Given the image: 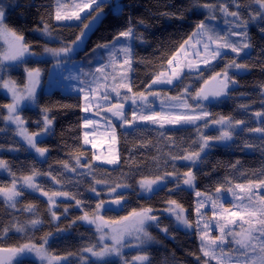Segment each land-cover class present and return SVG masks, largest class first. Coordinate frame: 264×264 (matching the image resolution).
Returning a JSON list of instances; mask_svg holds the SVG:
<instances>
[{
	"label": "trees",
	"instance_id": "trees-1",
	"mask_svg": "<svg viewBox=\"0 0 264 264\" xmlns=\"http://www.w3.org/2000/svg\"><path fill=\"white\" fill-rule=\"evenodd\" d=\"M248 2L249 0H239L241 4ZM0 3L5 7L7 26L24 36L29 46L45 42L42 35L52 36L57 38L60 44L70 45L94 13L79 22L58 23L54 19L55 0H0ZM208 3L217 4L218 1L118 0L103 4L104 16L91 35L86 50L74 56L78 60L85 58L84 68L87 70L80 66L84 71L81 76L88 79L97 65L108 60L106 54L108 52L104 49H98L99 52L101 51V61L90 65L87 64L89 62L86 59L94 54L93 50L97 45L112 42L120 31L129 27L130 22L135 33L141 35V39H133L130 42L133 52L130 84L134 93L146 92L155 75L167 71L168 60L178 53L180 45L195 31L197 24L202 20L213 23L202 9V5ZM114 5L123 6V12L116 14ZM255 10L253 6L251 11L255 12ZM165 13L168 15H164ZM241 13L247 18L248 10L241 9ZM45 24L49 25L50 35L43 32ZM258 27L264 25L249 23L248 42L252 47L247 51L240 53L239 56L232 51H226L211 65L202 68L198 74L184 72L182 79L170 89L162 88L168 93L177 94L187 83H190L192 90H195L214 73L224 72L226 65L232 60L247 65L246 68L240 69V72L228 70L229 77L236 83H230L226 96L207 107L212 120L222 116L229 117L232 122L244 121L243 127L235 131L230 142L225 145H215L206 151L194 167L177 162L182 159L172 160L171 157H183L188 152L199 151L198 135L201 125L172 128L140 125L129 130L117 129L119 157L117 164L110 167L100 163L94 164L88 172H83L79 170L75 157H84L85 164H89L91 152L82 142L84 111L81 95L60 88H53L48 92L40 91L36 96L35 105L32 108H23L22 118L29 132L39 131L43 127L42 123L39 127L37 125V121L43 118L41 109H50L48 116L53 120V124L50 126V131L37 141L38 146L47 148L48 152L43 158H39L26 150L12 128L1 133L0 160L5 161L7 167L0 168V187H9L14 179L31 176L35 171L40 173L37 175L40 191L68 193L66 195L68 199H59L52 209L43 194L20 190L21 195L16 199L15 208H12L0 197V247L12 248L29 243L37 246L44 244L53 255H79L84 248L92 246L97 241L94 227L80 219L85 213L91 215L96 211L100 198L91 191L95 187L98 192L96 181L106 180L109 184L131 185L118 194L119 198L121 196L124 198L123 208L104 213L110 222L133 210L161 209L166 202L174 200L187 211L188 220L192 223L194 200L191 190L180 183L177 188L175 183L168 182L155 190L152 195L141 196L137 191V182L167 173L182 175L191 170L196 177L195 189L210 193L221 185L222 189L226 190L236 184H247L249 180L264 179V175H261L264 172V133L248 131V129L264 127V115L256 118V113H264L262 91L264 34L258 30ZM226 29L234 31L235 28ZM52 62L53 60L32 61L31 64H44L46 75ZM10 76L19 85L25 83L24 71L21 69L13 70ZM6 102L7 98L0 94L1 112ZM1 112L0 122L3 120ZM215 134L214 130L206 132L205 136L213 137ZM246 144L252 147H247ZM64 163L68 164L67 169L63 167ZM80 164L85 165L81 162ZM53 177L60 183H56ZM77 200L81 201L80 205H77ZM28 205L34 206L32 211L24 210ZM53 212L56 218L53 217ZM32 220H39L40 223L33 226L29 223ZM157 220L167 229L170 236L164 237L156 233L158 238L156 245L146 249L149 264H205L206 260L200 252L194 232H184L175 227L167 216H159ZM18 227H22L23 231H18ZM12 262V264H37L25 257L13 258ZM63 264H78V261L70 259ZM85 264H119V262L94 260ZM208 264L214 263L208 262Z\"/></svg>",
	"mask_w": 264,
	"mask_h": 264
},
{
	"label": "snow or ice",
	"instance_id": "snow-or-ice-1",
	"mask_svg": "<svg viewBox=\"0 0 264 264\" xmlns=\"http://www.w3.org/2000/svg\"><path fill=\"white\" fill-rule=\"evenodd\" d=\"M237 10L229 11L227 4H204L202 7L210 10V15L208 19L215 20L216 16L214 14V10L219 8V11L225 17H231L232 20L229 21L225 19V23H233L235 27L240 28L241 31H233L229 29L225 32L224 35H220L215 32L212 27H209L206 21H200L196 26V32L193 33L194 36H200L201 41L207 40V43H203V52L207 53L211 59H216L217 57L222 56L224 53L222 50L230 49L237 56L246 50L252 47L251 43L248 41L250 37L248 35V26L249 23H254L257 26L264 25V0H249L247 4L239 3V0H228ZM105 3H111V0H86V2L82 4L76 5L79 11H73L71 14L62 13L61 8L63 5L60 4V0H57V9L55 12L54 19L56 21H66L71 20L73 18L80 19V12H83L85 9H90L89 15L92 12H95L96 15L92 17V21L85 25V31L81 33L80 36H77L76 40L72 42L71 46H65L59 49H51L45 48L46 53H52L53 56H61V54L67 56L71 54L76 48H79L83 43V38L87 35V31L91 30L93 24H95L98 20L103 16V8L102 5ZM255 6V12L251 11V8ZM116 14H120L123 12V6L114 5L113 6ZM241 9L248 10L247 18H244L241 13ZM164 15H168L165 13ZM5 7L2 3H0V39L5 40L8 44V52L0 53V62L2 61H17L25 54H32L30 52V46L24 42V37L22 35L17 34V32L7 26L5 23ZM141 23H143L141 21ZM258 30L264 34V27H258ZM43 32L47 35H50L49 25L45 24L43 28ZM236 36L240 37V40L233 41L231 37ZM121 38L125 41H131L133 39H141V35L135 33L134 28L131 26L129 22V27L124 31H120L116 37L113 38L112 42L104 43L97 45V49H104L108 52V63L102 64L101 67L96 69V73L94 75L93 83L96 84V87L89 86L88 94H86V99L91 95L93 99L99 98L105 102L110 101L111 96L110 92H115L117 97L121 96L120 89L125 88L129 93H132V87L130 83L125 81L128 80L127 73L120 75L117 77L116 75H111L112 84H107L106 82L109 79V75L105 72V69L111 67L113 72H115L116 65L118 62V55L123 54V60L121 63L122 67L130 69L133 63V52L132 47L129 44L126 46L116 48V45L120 43ZM191 39V37H190ZM201 41H197V43H201ZM188 44V41H185L180 45V49L185 48ZM215 45V48H211V45ZM97 49H94L95 52ZM200 52L197 50L194 55H199ZM59 64V61L57 62ZM204 64H208L209 60L205 58L203 60ZM173 64V59L168 60V65L171 66ZM187 67L189 69L193 68L194 65L188 64ZM198 67V66H195ZM247 65L238 64L235 60L230 61L226 65V69L223 73H216L215 77L221 79L217 80V87L211 91H206L204 88L199 89L194 96H191L193 100L197 102L199 105L200 100H207L209 96L219 97L227 91L229 88V84H235L236 81L233 78L228 76L227 69L235 68V69H244ZM183 69L177 67H173L171 69V74L167 75L164 72H160L155 75V78L152 80V85L155 84H173L174 81H179L182 79ZM98 74V75H96ZM29 83L24 86L23 89H18L16 82L12 80L3 81L2 86L8 91L12 93V103L7 105L8 115L4 117L6 121H11L17 126V130L20 136L24 138L27 144L35 150V152L39 156H44L47 152V148L38 147L37 139L38 137L47 134L50 131V126L53 124V120L49 118L48 113L50 111L49 108H42L41 112L43 113L42 124L43 127L40 128V131L37 132H29L28 129L24 126L25 121L16 114L20 107L22 101H30L36 102V85L40 83V69H32L28 71ZM104 81V83H101ZM208 82L205 81V84ZM149 85L148 87H151ZM100 89H103L102 95L100 94ZM81 92L84 91L83 88L79 89ZM262 91H264V86H262ZM150 95H160V93H150ZM190 96L188 93V88L185 87L183 92L175 97H170L172 101H176L177 103L173 104V108H185L188 109L191 106L187 103V97ZM123 99L125 101L131 100L133 105H136L138 101L147 102L148 96L144 93H132V95H124ZM124 104L117 102L116 104H111L108 106L107 111L111 112L115 117L122 120L124 124H131L136 120H144L151 121L152 123H159L160 120L165 121L169 124H181V123H194L197 120H201L204 117H208L210 114L203 109H198V115H162L161 113H156L153 115H137V111L133 110L132 119L129 120L125 115ZM85 112L89 111L88 108L84 109ZM142 111V109H141ZM257 116L264 115V113H256ZM41 121H37V125L39 127ZM94 122L88 119H85L84 126L87 127ZM213 123L220 124L222 130L219 136L209 137L202 136L201 143H199V151L196 152H188L183 157L172 156V160L176 159H184L190 161L193 165L196 164L197 161L201 159V153L205 152V149L210 146V142L213 140L217 141H226L231 140L233 137V131L228 130L233 128V122L229 117H220L218 120L213 121ZM236 125H243L244 121H235ZM205 125L207 126V121H205ZM249 132H259L264 133V127L256 128V129H248ZM88 133L85 132V140L84 143H91L87 139ZM113 141H115V129L113 128ZM95 146V145H93ZM247 147H252L250 144H246ZM97 160L100 157H96ZM76 164H80V157H75ZM119 161L118 156H113L111 159L107 160L109 164H117ZM7 163L3 160H0V168H6ZM64 168H68V164L64 163ZM85 167H91V165H85ZM235 167V165H233ZM75 171V169H72ZM40 175V173L33 171L31 176L23 177V183L29 188L39 190V186L34 183V177ZM50 175V173H49ZM175 175L177 180H180L179 173H167L165 176H157L154 179H141L137 183H139L140 188L146 192H153L155 190L154 186L160 185L168 176ZM264 175V172L261 173ZM182 183L189 187H194V181L196 179L195 175L191 170L183 174ZM56 180L55 177H53ZM56 183H60L59 180H56ZM97 184L103 183L109 188L110 193H115L118 188H130L131 185L126 183L109 184L108 181H96ZM179 185H177V188ZM222 185L218 186L215 189V194L217 199L219 198V194L222 191ZM235 189L240 190V195H237L233 188H228L226 191L231 192L234 197H236L239 201V207L241 210L229 212L228 209H223V211H218V208L222 207V205L217 204V200L213 199L212 195H203L201 192L197 191L196 196L198 197L196 214V229L200 232L201 235V251L203 252L205 257H210L217 261V264H230V262L235 259L237 262H244V264H264V193L261 190H264V179L257 180H249L247 184H236ZM97 196L100 193L96 192L95 187L91 189ZM0 194H3L5 197V201L10 203L12 208L16 206V198L21 195V192L17 190L15 179L12 182L11 187L4 188L0 187ZM45 196H49L47 192L44 193ZM60 195H68V193L63 192H54L49 196V204L54 205L55 200L54 197ZM203 196V199H199ZM74 198V197H73ZM124 198L121 196L119 199L115 200L114 203H121ZM205 202H211V210L212 217L209 219V222L203 223L201 227V222L204 219L205 213L201 210L205 208ZM77 205L81 204V201H76ZM104 201H101L96 205L97 210L103 207ZM169 207L168 211L176 217V221L178 224H183L186 228H191L193 225L191 221H189L184 215L183 206L178 204L176 201L171 200L168 201ZM34 206L28 205L24 210L32 211ZM51 211V208L49 209ZM67 211V209H65ZM151 208L142 209L140 212L130 213V215H134L135 221L134 225L129 228L127 225L122 226H108L111 232V244H103V246L99 249V251L95 250V245L88 246L84 249L85 252L91 253L93 257H105L109 255L115 254L116 256L121 255V249L126 245V236H135V239L138 242V247L147 244L148 242L153 240L151 234L147 231V227L151 226V223H157V217L152 215ZM53 217L56 218L55 213L53 212ZM80 219L87 221L89 224H95L97 230L101 233L104 232L105 225L102 223L103 217H89L87 213H85ZM126 219V218H125ZM219 229L220 235H217L214 238L209 239L207 236L208 230L213 226ZM31 223L33 226L40 223L39 220H32ZM234 226H239L240 231L237 232ZM18 231H23L22 227L17 228ZM7 231V229H5ZM165 233H167V229H162ZM108 234L105 233L101 236V241L105 239V236ZM45 243L47 240L45 238ZM232 245L231 252H225L224 249L226 246ZM216 249H220L219 252ZM25 252H33L37 257L40 258L41 261H45L46 264H60V261L66 260L67 257H59L51 254L44 246L41 244L39 246L35 244H24L19 247L12 248H0V264H12V260L14 257L25 253ZM238 253V255H236ZM125 264H129V262H125ZM130 264H149V257L147 254L138 255L133 258ZM205 264H208L206 261Z\"/></svg>",
	"mask_w": 264,
	"mask_h": 264
},
{
	"label": "rangeland",
	"instance_id": "rangeland-1",
	"mask_svg": "<svg viewBox=\"0 0 264 264\" xmlns=\"http://www.w3.org/2000/svg\"><path fill=\"white\" fill-rule=\"evenodd\" d=\"M1 1H5V0H1ZM118 0H111V3L113 2H117ZM218 3L217 4H227L229 11H234L237 10L231 3L228 2V0H217ZM86 2V0H60V4L63 5V7L61 8V12L62 13H68L71 14V12L73 11H79V9L76 7V5L78 4H82ZM115 4V3H114ZM58 5H57V0H55V12L57 9ZM114 9V7H113ZM205 10L206 12V16L209 17L210 15V10L206 9V8H202ZM91 10L90 9H85L83 12H80V19H71V20H66V21H56L58 23H71V22H79L81 21V19L83 18H88L89 16V12ZM55 12H54V16H55ZM95 13V12H94ZM214 14L216 16L215 20H211L213 23H208L209 27H212L215 32L219 33L220 35H224L225 32H227L226 28H230L233 27L235 28L234 31H241L240 28L235 27V25L233 23H225V19H228L229 21L232 20V18L229 17H225L220 11L219 8L214 10ZM90 19V18H89ZM196 32V29L195 31ZM193 32V33H194ZM193 33L188 37V39L186 41H188V44L185 46V48L183 49H179L178 53L175 54L173 56V64L171 66L168 65V69L167 71H165L164 73H166L167 75L171 74V69L173 67H177L179 66V68L183 69L182 75L184 74V72L187 73H196L198 74V72L204 68L207 67L209 65H211V63L215 62L216 60H218L220 57H217L216 59H211V57H209L207 55V53L203 52V43H207V40H203L201 41V37L200 36H194ZM20 35V34H19ZM46 35H42L43 38H45V42H40V44H33L35 45V48L33 45H30V52L32 54H25L23 57H21L19 60L17 61H2L0 62V94L2 96H4L5 98H7V102L4 103V107L2 108V121L0 122V134L7 132L8 129L12 128L14 134L18 137L19 141L22 143V145H25L26 150L28 152H30L33 155H37L39 158H43L44 156H39L34 149H32L27 142L24 140V138L22 136L19 135L18 130H17V126L12 123L11 121H6L4 119V117H6L8 115V110H7V105H10L12 103V93L10 91H8V89L4 88L2 86L3 81H8V80H12L15 81V79H13L10 75L11 72L13 70H22L24 71V76H25V83L19 85L18 82H16L17 88L18 89H23L24 86L26 84L29 83V78H28V71L32 70V69H40V83L38 85H36V96L40 91H50L53 88H60L63 91H67L70 93H78L81 95L82 100H83V105H82V110L84 111L85 108H88L89 111L85 112L84 111V117H83V125H82V142L84 144V146L86 148H90V152H91V157L89 159V164H84L85 165H94V164H103L104 166L110 167L113 166L115 164H109L107 163L108 159H111L113 156H118V151H117V129H123V130H129L133 127L136 126H140V125H147V126H154L157 128H172V127H182L183 125L186 126H199L201 125V130L199 133V138H198V142L201 143V137L205 136L206 132L209 131H214L216 132V134L213 137L219 136L220 132L222 130H225L224 128H222V126L220 124H216L213 123V121L218 120L220 117L215 118L214 120H212L210 118V115L208 117H204L201 120H197L194 123H181V124H169L166 123L163 120H160L159 123H152L151 121H144V120H136L131 124H124L123 121H121L120 123L116 121V119H114V115L107 111L108 106H110L111 104H116L117 102L119 103H123L124 104V111H125V115L127 116V118L129 120L132 119V112L133 110L137 111V115H153L156 113H161L162 115H198L199 111L198 109H203L204 111H207L209 113V110L207 109V107L212 104L213 102H217L218 100L222 99L224 96H226V92L225 94L219 96V97H212L209 96V98L207 100H200L199 101V105L197 104V102L195 100H193L191 98V96H194L195 93L201 89L204 88L206 91H211L214 88L217 87V80L221 79L222 76L220 78H216L213 79L215 77L214 73L210 79H207L206 81L208 82L207 84H205V81L201 83V85L196 88L195 90H192V84L187 83V85L185 87L188 88V93L190 94V96L187 97V103L191 106L188 109L185 108H173L172 105L177 103L176 101H172L171 99H169L170 97H175L178 96L179 94H181L184 90V88L182 90H180L179 93L177 94H173V93H168L164 90H162V88H169L172 87L173 85H175V83L177 81H174L173 84H155L152 85V82L149 83V85H152L151 87H148V90L146 92H142L145 95L148 96V100L147 102H140L138 101V103L136 105H133L131 100H127L125 101L123 99L124 95H132V93H134L132 91V93H129L127 91V89L122 88L120 89L121 92V96L117 97L115 92H110V96L111 99L110 101H103L99 98L93 99L91 95L88 96V99H86V94H88V89L89 86L91 87H96V84L93 83L94 80V75L92 76V74L96 73V69L98 67H101L102 64H107L108 60H105L104 63L99 64L95 67V70L91 73V76L86 79L83 78V74L84 71H82V69L80 68V66L87 70L86 68H84V65H86V62L84 61V59H76L74 58V56L77 54L75 51H73L71 54L65 56L63 54H61V56L57 57V56H53L52 53H46L44 50L45 48H51V49H59L65 46H71L70 45H66L63 43H59V40L57 38H53L52 36H46ZM24 37V36H23ZM191 37V39H190ZM231 39L233 41H237L240 40V37H236L233 36L231 37ZM121 42L118 43L117 49H119L120 47L126 46L127 44H129L131 41H125L123 38H121ZM197 41H201V43H197ZM25 42V39H24ZM73 42V41H72ZM26 43V42H25ZM131 45V44H130ZM211 48H215V45H211ZM94 49H97V47H95ZM199 51L200 54L199 55H194V53L196 51ZM248 49L244 50L247 51ZM226 51H231L230 49H224L222 50L223 53H225ZM242 51V52H244ZM8 52V44L5 42V40L0 39V53H7ZM241 52V53H242ZM93 55L91 57H88L86 60H88L89 63L87 64H94V62H99L102 60V56L100 55L101 51L99 52V50L97 49L95 52L93 51ZM106 53V52H105ZM108 54V53H106ZM207 58L209 60L208 64H204L203 60ZM45 60H53L52 64L49 66L47 74L45 75V68L46 66L44 64L41 65H37V64H31V62H41V61H45ZM123 60V54H119L118 55V61L122 62ZM59 61V64L57 63ZM118 62L116 65V69L115 72H113V69L111 67H108L105 69V72L109 75V79L106 82L107 84H112V80H111V75H116L117 77H119L120 75H123L125 73H127V77L128 80L125 81L127 83H130L131 81V68L127 69L125 67L121 66V63ZM31 64V65H30ZM188 64H192L194 65L193 68L189 69L187 67ZM198 66V67H195ZM228 70H235L240 72L241 70L239 69H235V68H229ZM223 73V72H222ZM82 75V76H81ZM98 75V74H96ZM228 76H229V71H228ZM101 83H104V81H101ZM148 85V86H149ZM83 88L84 91L81 92L79 89ZM100 94L102 95L103 93V89H100ZM150 93H160V95L156 96V95H150ZM263 95H264V91H263ZM36 103V102H35ZM35 103L30 102V101H22L20 104V107L18 109V112L16 114H18L19 116H21L22 118V111L23 108H32ZM142 109V111H141ZM261 116H257L256 118H260ZM23 119V118H22ZM43 119V118H42ZM85 119L91 120L94 123L88 125L87 127L84 126V121ZM205 121H207V126L205 125ZM42 123V120H41ZM43 125V124H42ZM26 128V124L24 125ZM243 127V125H236L235 122H233V128L232 129H228L233 131V137H234V133L237 130H241V128ZM113 128L115 129V141H113L112 136H113ZM40 131V130H39ZM37 132V131H34ZM85 132L88 133L87 139L89 141H91V143L85 144L84 140H85ZM254 133H258V132H254ZM43 136L42 135L40 137H38L37 141L40 140ZM210 137V136H209ZM232 137V138H233ZM231 140H226V141H217V140H213L210 142V146L208 148L205 149V152L208 151L209 149L213 148L215 145H225L226 143L230 142ZM95 145V146H93ZM39 147V146H38ZM199 147V146H198ZM204 153H201V156H203ZM96 157H100L99 160L96 159ZM202 158V157H201ZM81 160V159H80ZM81 162V161H80ZM177 162L181 163V164H186L189 165L190 167H194L198 161L196 162L195 165H193L190 161L187 160H178ZM85 165H78L79 170L81 171H85L88 172L90 167H85ZM186 173V172H185ZM165 176V175H163ZM39 176H35L34 177V183L37 184V180H38ZM155 177H153L154 179ZM183 174L180 175V180L176 179L175 175L172 176H168L167 179H165L160 185L158 186H154L155 190L163 187L165 184H167L168 182L171 183H175V185H179V183L181 185H183L184 187H186L188 190H191L192 196H193V200H194V206H193V218H192V227L191 228H186L183 224H178V222L176 221V217L174 215H172L167 209L169 207L168 202H166L165 206L163 208H159L155 211L152 210V215L156 216L157 218L159 216L162 217H169L172 222L174 223L175 227H178L179 229H181L184 232H194L195 237L197 239V242H199V249L200 252L203 256V258L207 261V262H213L214 264H217V261L214 259H211L210 257H205L203 252L201 251V235L200 232L196 229L195 225H196V221L198 219L197 214H196V207H197V202H198V197L196 196V192L199 191L197 189H195V187H189L187 185H184L182 183L183 180ZM145 179V178H144ZM16 181V186H17V190H29L32 191L34 193H41L43 194V197H45V199L47 200L48 204H49V196L52 194L51 192L49 194V196H45L44 193L40 191V187L39 190L37 189H33V188H29L26 185H24L23 183V178H18ZM96 184V188L98 189V193H100V195L98 196V198H100L99 202L104 201V205L102 208H100L99 210L96 211L89 215V217H103V221L102 223L105 225L104 227V232L101 233L100 231L97 230V227L95 224H90V226L94 227V230L96 232V236H97V241L96 243H94L93 245H95V250L99 251V249L103 246V244H111V232L109 230V225L113 226V227H117V226H122V225H127L129 228H131L134 225V222L131 220L133 215H130V213H133L134 210L128 214H125L123 216H120L119 218L115 219V221L110 222V220L106 217V215H104V213L108 210H114V211H118L120 209L123 208L124 205V201L122 200L121 203L117 204L114 203L115 200L119 199L118 194L122 193V191L126 190V188H118L116 190L115 193H110L109 192V188L108 186H106L103 183L100 184ZM12 185V183H11ZM11 185L9 187H11ZM38 185V184H37ZM113 186L115 184H112ZM6 187V188H9ZM233 189L235 190V192L237 193V195H240V190L239 189H235V185L233 187ZM154 190V191H155ZM137 191L139 192V195L141 196H149L152 195L154 193L153 192H146L143 191L140 186L139 183L137 185ZM201 192V191H199ZM262 193H264V190H261ZM203 195H212L214 200H217V204L218 205H222V207L218 208V211H223V209H228L229 212L232 211H239L241 210L239 207V201L236 197H234L232 195L231 192H228L226 190L221 191V193L219 194V198L217 199V196L214 192H210V193H203L201 192ZM0 197L3 198L5 200V197L3 196V194H0ZM19 197V196H18ZM18 197L16 199H18ZM59 199L64 200V199H68V196H64V195H60V196H56L54 197L55 200V204L56 202L59 201ZM199 199H203V196ZM10 206V203L7 202ZM54 204V205H55ZM54 205H50L49 206L54 209ZM116 206V207H115ZM145 209V208H144ZM203 213H205L204 215V219L201 222V227L203 225V223H207L209 222V219L212 217V210H211V202H205V208L201 210ZM135 212H140V211H136ZM184 215L187 217V211H184ZM126 218V219H125ZM84 222L88 223L87 221L84 220ZM89 224V223H88ZM235 230L237 232L240 231L239 226H234ZM162 229H165L164 227H162L159 223H151V226L147 227V231L151 234V236L153 237V240L148 242L147 244L141 247H138V242L135 239V236H126L125 240H126V245L125 247H123L121 249V255L120 256H116L115 254L113 255H109V256H105V257H93L91 255V253L85 252L84 249L79 253V255L73 254L72 256L70 255H62L59 257H67L66 260H62L60 261V264H63L67 261H70V259H74L78 261V264H85L89 261H104V260H117L119 262V264H125V262H130L133 260L134 257L138 256V255H143V254H147L146 253V249L150 246H154L157 243L158 238L156 237V233H159L161 235H163L164 237H169V233H165L164 231H162ZM105 233H107L108 235L105 236V239L103 241H101V236L104 235ZM217 235H220L219 233V229L216 228L214 226V222H213V226L210 228V230H208L207 232V236L209 239L216 237ZM32 244V243H29ZM232 245L226 246L224 251L225 252H231L232 249ZM217 252L220 251V249H216ZM238 255V253L236 254ZM57 256V255H54ZM20 257H25L27 259H31L33 261H35L37 264H46L45 261H41L39 257H37L35 255V253L33 252H25L22 253L16 257H14L15 259H19ZM13 263V262H12ZM230 264H244V262H237L235 259H233Z\"/></svg>",
	"mask_w": 264,
	"mask_h": 264
},
{
	"label": "water",
	"instance_id": "water-1",
	"mask_svg": "<svg viewBox=\"0 0 264 264\" xmlns=\"http://www.w3.org/2000/svg\"><path fill=\"white\" fill-rule=\"evenodd\" d=\"M95 15H96V13H93L92 17L95 16ZM103 16H104V14H103ZM103 16L101 17L100 20H98L95 24L92 25L91 30H88V31H87V35L83 38V43L80 45L79 48H76V49L74 50L77 54H82V53L86 50V48H87L86 45H87V43H88V41H89L91 35L93 34V32H94V31L97 29V27L99 26L98 24H99L100 21L102 20ZM92 17L86 21V23L84 24V26H83V28H82L81 33H82L83 31H85V25H88V24L92 21ZM81 33H80L78 36H80ZM75 40H76V39H75ZM75 40H74V41H75ZM114 119H116L117 123H118V122L120 123V122L122 121V120L118 119V118L115 117V116H114ZM82 160H84V159L82 158ZM132 220H133V221L135 220L134 215L132 216ZM0 248H7V247H0Z\"/></svg>",
	"mask_w": 264,
	"mask_h": 264
},
{
	"label": "flooded vegetation",
	"instance_id": "flooded-vegetation-1",
	"mask_svg": "<svg viewBox=\"0 0 264 264\" xmlns=\"http://www.w3.org/2000/svg\"><path fill=\"white\" fill-rule=\"evenodd\" d=\"M82 158L84 159V160H82ZM80 159H81V163H83L84 164V162H85V158L84 157H80ZM107 167V166H106ZM116 207V206H115Z\"/></svg>",
	"mask_w": 264,
	"mask_h": 264
}]
</instances>
